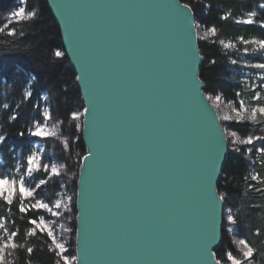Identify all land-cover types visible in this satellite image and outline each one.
<instances>
[{
	"label": "water",
	"instance_id": "95a60500",
	"mask_svg": "<svg viewBox=\"0 0 264 264\" xmlns=\"http://www.w3.org/2000/svg\"><path fill=\"white\" fill-rule=\"evenodd\" d=\"M84 105L75 264H221L228 138L181 0H46Z\"/></svg>",
	"mask_w": 264,
	"mask_h": 264
},
{
	"label": "trees",
	"instance_id": "16d2710c",
	"mask_svg": "<svg viewBox=\"0 0 264 264\" xmlns=\"http://www.w3.org/2000/svg\"><path fill=\"white\" fill-rule=\"evenodd\" d=\"M20 1L0 0V155L10 165L13 153L29 149L37 139L29 135V128L35 121L43 120L40 108L46 95L58 134L57 138L46 140L54 141L50 146L68 167L73 164L74 153L78 154V162L74 176L62 172L59 178H49L41 190L49 186L59 188L70 178L74 193L71 246L75 256L76 182L85 147L82 123L73 141V127L68 122L76 107L83 113L84 105L76 73L64 52L59 27L46 0H24L31 16L14 22L11 31L2 29L3 15ZM181 1L193 9L196 27L201 25L211 31L209 37L198 40L205 94L235 102L241 98L250 105L264 106V47L254 48L250 42H264V0ZM222 124L247 140L228 142V157L217 185L224 211L222 242L215 257L223 264V253L229 250L237 264H264V115ZM3 211L17 238L37 214L22 211L15 200L3 204ZM233 237L243 239L250 254L239 252ZM22 238L24 245L19 241L13 249V264L57 263L59 257L46 233L36 229Z\"/></svg>",
	"mask_w": 264,
	"mask_h": 264
},
{
	"label": "rangeland",
	"instance_id": "374dc122",
	"mask_svg": "<svg viewBox=\"0 0 264 264\" xmlns=\"http://www.w3.org/2000/svg\"><path fill=\"white\" fill-rule=\"evenodd\" d=\"M31 14L32 12L26 9L24 0H21L3 15L2 29L11 31L14 22L25 19ZM197 32L199 39L207 38L211 33L210 29L201 25H197ZM250 42L254 48L264 47V42L260 39H252ZM224 45L227 46L228 43ZM208 97L224 123L252 120L256 114L264 115L263 105H250L241 98L235 102L215 94H209ZM40 111L43 120L35 121L29 128V135L37 138L31 143L30 148L13 153L10 165H7L3 156L0 155V264H13V249L19 241L24 245V238H22L24 234L28 235L36 229L48 235L51 246L59 257L56 264H74L75 261L71 246L74 193L70 186V178L65 181V184H60L59 188L49 186L41 190V187L49 178H59L62 172L67 173L69 177L74 176L78 154L71 155L73 164L70 167L67 166L62 156L55 155L50 146L54 141L46 140L47 137H58L57 125L51 118L46 95L42 97ZM81 121L82 110L76 107L68 122V125L73 127V141L78 136ZM224 129L230 144L247 140V138L238 137L227 124ZM60 143L63 144V142ZM14 200L22 211L37 213L35 218L29 220L31 225L19 238L7 214L3 211V204L6 206ZM233 242L239 252L245 255L250 254V247L243 239L233 237ZM222 262L223 264H237L238 260L228 250L224 251Z\"/></svg>",
	"mask_w": 264,
	"mask_h": 264
},
{
	"label": "bare ground",
	"instance_id": "6f19581e",
	"mask_svg": "<svg viewBox=\"0 0 264 264\" xmlns=\"http://www.w3.org/2000/svg\"><path fill=\"white\" fill-rule=\"evenodd\" d=\"M82 159V158H81ZM80 164H81V162H80ZM80 168V167H79ZM79 171V170H78ZM77 177H78V175H77ZM75 196H76V194H75Z\"/></svg>",
	"mask_w": 264,
	"mask_h": 264
}]
</instances>
